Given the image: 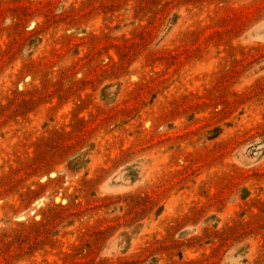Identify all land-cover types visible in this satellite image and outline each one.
I'll list each match as a JSON object with an SVG mask.
<instances>
[{
  "label": "rangeland",
  "instance_id": "1",
  "mask_svg": "<svg viewBox=\"0 0 264 264\" xmlns=\"http://www.w3.org/2000/svg\"><path fill=\"white\" fill-rule=\"evenodd\" d=\"M0 264H264V0H0Z\"/></svg>",
  "mask_w": 264,
  "mask_h": 264
}]
</instances>
